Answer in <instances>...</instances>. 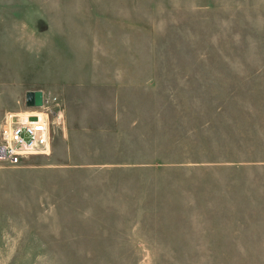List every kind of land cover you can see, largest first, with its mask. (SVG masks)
Returning a JSON list of instances; mask_svg holds the SVG:
<instances>
[{
  "label": "rangeland",
  "instance_id": "374dc122",
  "mask_svg": "<svg viewBox=\"0 0 264 264\" xmlns=\"http://www.w3.org/2000/svg\"><path fill=\"white\" fill-rule=\"evenodd\" d=\"M36 90L0 264H264V0H0V126Z\"/></svg>",
  "mask_w": 264,
  "mask_h": 264
},
{
  "label": "built area",
  "instance_id": "2783aa9c",
  "mask_svg": "<svg viewBox=\"0 0 264 264\" xmlns=\"http://www.w3.org/2000/svg\"><path fill=\"white\" fill-rule=\"evenodd\" d=\"M63 122L62 111L51 108L45 98L41 107L7 112L0 126V168L18 166L34 156L49 155L52 127Z\"/></svg>",
  "mask_w": 264,
  "mask_h": 264
},
{
  "label": "water",
  "instance_id": "95a60500",
  "mask_svg": "<svg viewBox=\"0 0 264 264\" xmlns=\"http://www.w3.org/2000/svg\"><path fill=\"white\" fill-rule=\"evenodd\" d=\"M25 103L28 107H41L44 103V92L42 90L30 91L26 94Z\"/></svg>",
  "mask_w": 264,
  "mask_h": 264
}]
</instances>
